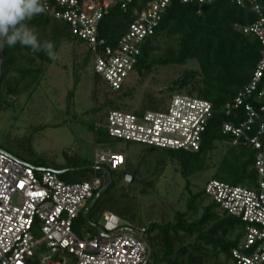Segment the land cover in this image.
Instances as JSON below:
<instances>
[{"label":"built area","instance_id":"2783aa9c","mask_svg":"<svg viewBox=\"0 0 264 264\" xmlns=\"http://www.w3.org/2000/svg\"><path fill=\"white\" fill-rule=\"evenodd\" d=\"M122 1V0H121ZM123 0L122 8L127 2ZM193 0H182L191 2ZM201 4L212 0H197ZM249 3L257 19L244 28L258 37L264 48V3L259 0H233ZM116 0H45L43 13L69 24L73 35L82 38L92 54L94 74L107 88L118 92L126 88L128 76L135 71L141 46L154 34L170 0H152L137 13L129 29L116 46L100 38L104 16ZM264 53L248 84L228 101L225 114L243 109L245 118L222 123L233 144L248 142L256 150V188L211 179L204 191L222 211L243 221V240L232 249L234 264H264ZM262 82V83H261ZM213 103L198 96L176 93L164 109L130 113L112 108L105 118L95 119L94 132L141 143L149 147L196 152L213 120ZM242 107V108H241ZM257 126L255 133L252 129ZM94 169L106 163L116 170L126 163L123 153L111 149L95 150ZM53 168L36 169L0 151V264H156L151 257L144 227L128 225L121 230L122 219L113 212L102 217L104 236L98 230L79 233L75 221L95 191L104 184L106 174L97 172L90 180L67 181ZM71 260V262L69 261Z\"/></svg>","mask_w":264,"mask_h":264},{"label":"trees","instance_id":"16d2710c","mask_svg":"<svg viewBox=\"0 0 264 264\" xmlns=\"http://www.w3.org/2000/svg\"><path fill=\"white\" fill-rule=\"evenodd\" d=\"M116 1L104 16L99 28L100 38L112 46L117 45L137 13L146 8L152 0H131L127 2L126 8H122L123 0ZM259 1L264 3V0ZM169 3L155 27L154 34L147 36L141 46L135 71L137 70L141 77L157 65L196 61L197 68L184 70L167 89L169 93L177 92L211 101L214 106L213 120L207 128L199 151L164 149L166 157L178 164L180 174L186 180V210H177L172 222H151L142 227L146 230L151 257L156 264H207L211 260L212 264H230L233 259L232 249L243 240L245 224L239 218L222 211L216 203H205L208 197L204 188L193 190L189 178L212 169V179L247 188L257 186L259 175L254 166L256 150L248 142L239 141L233 144L232 137L221 130L222 123L236 124L245 118L243 109L226 115L224 106L248 84L262 59L264 48L258 37L242 30L252 24L257 16L247 2L240 5L233 0H212L201 4V12L197 0H170ZM28 23L34 27L38 41L53 44L54 54L64 43L84 42L82 38L73 35L68 23L51 15H36ZM88 51L90 52L89 48ZM0 55V96L2 87L10 96L19 95L31 88L33 83H26V79L34 73H40L43 65L51 63L54 59L43 51L37 52L19 45L14 48H0ZM75 57L77 58V54ZM36 61L41 64L32 66ZM99 78L95 76L96 81ZM129 89L130 87H126L118 91V96L130 94ZM174 94L176 93L172 95ZM112 101L109 99L104 105L109 106ZM256 129L257 126H254L251 133H255ZM99 132L94 133L98 135ZM262 141L264 145V136ZM219 143H226L224 154L219 163L210 165V154L219 148ZM96 172L104 175L102 170ZM109 172L111 180H108L107 176L104 177L103 186L95 191V194L100 191V196L91 208L117 185L113 178L114 170L110 169ZM64 174H61L62 178ZM138 174L139 170L133 175L135 180ZM141 182L145 187L143 193L153 185L152 180L142 179ZM117 212L115 214L122 219L121 226H135L133 223L139 221V215L127 205H124L123 211ZM89 213L90 220H87L82 212L77 217V220L81 217L86 219L88 226L80 227L76 220L75 229L79 233L88 229L92 234H97L93 228L99 224ZM33 264H39L37 256Z\"/></svg>","mask_w":264,"mask_h":264},{"label":"rangeland","instance_id":"374dc122","mask_svg":"<svg viewBox=\"0 0 264 264\" xmlns=\"http://www.w3.org/2000/svg\"><path fill=\"white\" fill-rule=\"evenodd\" d=\"M40 64L36 61L32 66ZM92 64V54L85 42L64 43L51 63L26 79V83H33L31 88L10 96L2 87L0 147L35 167L66 170L63 179L67 181L92 179L96 174V149L123 153L126 163L113 173L117 185L91 208V218L102 226L104 213H118L127 205L139 215V221L133 223L137 227L174 221L177 210H186L188 196L178 164L166 157L164 149L109 137L105 131L95 135L92 125L96 118L106 121L112 108L130 113L164 109L171 95L177 93H169L168 85L184 70L197 68L198 63L157 65L141 77L137 70L133 71L126 86L131 93L120 97L118 92L107 88L103 79L95 80ZM109 99L113 100L112 104L104 105ZM225 147L226 143H219V148L210 154V165L219 163ZM100 164L107 166L104 162ZM83 166L87 167L85 171L73 170ZM138 170L135 180L133 175ZM127 175L133 176L131 182L127 181ZM212 178V169H208L189 179L193 190H199ZM142 179L153 183L145 193ZM209 201L210 198L205 203ZM77 223L80 227L88 226L83 217ZM93 230L98 233L97 228ZM230 264H234L233 259Z\"/></svg>","mask_w":264,"mask_h":264},{"label":"clouds","instance_id":"9594fccd","mask_svg":"<svg viewBox=\"0 0 264 264\" xmlns=\"http://www.w3.org/2000/svg\"><path fill=\"white\" fill-rule=\"evenodd\" d=\"M45 10V0H0V48L17 45L54 58L53 44L40 42L30 21Z\"/></svg>","mask_w":264,"mask_h":264},{"label":"water","instance_id":"95a60500","mask_svg":"<svg viewBox=\"0 0 264 264\" xmlns=\"http://www.w3.org/2000/svg\"><path fill=\"white\" fill-rule=\"evenodd\" d=\"M0 59H1V56H0ZM0 151L9 154V155L12 156L13 158H16L15 155H13V154H11L10 152H8V151L2 149L1 147H0ZM16 159H18V160H20V161H23L22 159H19V158H16ZM23 162L26 163V164H29V165H30V163H27V162H25V161H23ZM31 165H32V164H31ZM34 167H35V166H34ZM35 168H36V169H40V167H35ZM98 168H99L100 170H102V171L106 174L108 180H111V174H110L109 170H108L106 167H98ZM84 169H86V166L78 167V168H73V170H75V171L84 170ZM65 171H66V170H57V172H59V173H64ZM126 179H127V181L131 182V181L133 180V176H132V175H127V176H126ZM99 196H100V191H98V192L94 195V197H93V198H92V199L86 204V206L84 207L82 213H83V215L86 216L87 220H90V218H89V216H88V212L90 211V208L93 206V204L97 201V199L99 198ZM96 228L101 232L102 235H104V236H107V235H108L106 232H104L103 227H102L101 225H96ZM121 230H129V231H132V229L129 228V227H123V228H121ZM147 246H148V249H149V251H150V245H149L148 243H147Z\"/></svg>","mask_w":264,"mask_h":264}]
</instances>
